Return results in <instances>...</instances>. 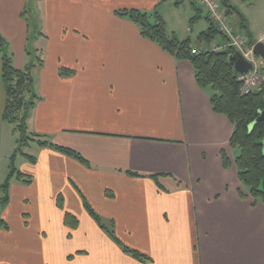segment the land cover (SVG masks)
Instances as JSON below:
<instances>
[{"label": "crops", "instance_id": "1", "mask_svg": "<svg viewBox=\"0 0 264 264\" xmlns=\"http://www.w3.org/2000/svg\"><path fill=\"white\" fill-rule=\"evenodd\" d=\"M163 1L0 0V33L14 65L25 68L33 57L36 64L41 99L28 119L31 132L91 163L29 141L38 145L36 162L21 155L17 166L32 181H11L0 213L8 225L0 227V264H264V202L239 194L248 191L229 145L232 121L213 109L191 61L116 13L153 11ZM231 1L250 32L264 28V0ZM29 17L41 26L32 41ZM199 21L201 33L209 22ZM252 36L264 42V32ZM63 67L75 73L61 76ZM1 82L0 153L16 148ZM84 198L124 245L149 259L124 252ZM66 213L79 220L76 229Z\"/></svg>", "mask_w": 264, "mask_h": 264}, {"label": "trees", "instance_id": "2", "mask_svg": "<svg viewBox=\"0 0 264 264\" xmlns=\"http://www.w3.org/2000/svg\"><path fill=\"white\" fill-rule=\"evenodd\" d=\"M176 4L181 0H175ZM195 10L191 18V24L199 21L202 17L206 18L209 26L201 32L197 39L199 42H211L217 38H222L223 33L218 26L208 19L205 10L192 0ZM227 15L235 16L239 22L240 29L245 32L249 39V45L256 43L250 32L249 26L244 15L232 2L230 5L224 4ZM122 17H126L136 23L141 34L156 42L169 54L179 59H188L194 66L196 79L202 88L210 90V99L213 109L219 113L225 114L233 123L234 130L230 138L229 145L234 152V164L236 165L238 177L247 193L239 190L241 197L253 198V204L257 201L264 202V120L252 126L261 113L264 111V90H257L248 94L242 93V84L238 81V73L229 56L235 52L228 48L220 51L193 52V40L191 37L179 38L174 32L169 33L167 23L161 13L155 9L146 11L140 9H124L116 12ZM0 55L2 59V79L6 91V102L3 119L14 125V131L19 133V147L16 148L11 156L10 172L5 182L0 185V192L4 196L0 199V206L3 207L9 202V188L13 177L22 179V173L18 170L15 159L20 153L31 162H36V157L24 153L20 148L21 142L36 141L43 147H51L81 162L87 167L91 163L78 151L64 147L50 141L46 135L31 132L28 119L31 111L35 108L36 102L41 99L35 91V79L33 68L36 64L33 62L25 68H17L14 65L12 55L9 51V43L0 33ZM75 71L67 68H61V76H70ZM23 144V143H21ZM223 164L225 167L231 165V160L223 151ZM127 173L140 176L139 173L127 171ZM24 176V175H23ZM25 183H30L31 178L23 179ZM62 206V198L59 199ZM84 207L96 223L107 232L109 237L115 241L124 252L131 254L135 258L148 260L149 256L138 250L124 245L116 236L113 226L109 229L102 217L91 207L84 198ZM66 223L76 228L79 220L70 213H66ZM0 227L8 228L7 223L0 219Z\"/></svg>", "mask_w": 264, "mask_h": 264}, {"label": "rangeland", "instance_id": "3", "mask_svg": "<svg viewBox=\"0 0 264 264\" xmlns=\"http://www.w3.org/2000/svg\"><path fill=\"white\" fill-rule=\"evenodd\" d=\"M194 1L197 3V5L199 7H201L198 0H194ZM157 10L164 17V19L167 23V30L169 33L174 32L181 39L187 38L190 36L191 39L193 40L194 46L198 47L199 49H201L202 45H204V44H205L204 45V47H205L207 45H212L213 43L218 44V42H219L220 44H223L224 42H226V39H227L226 34H223L222 38H217V39H215L211 42H207V43L201 42V46L200 45L198 46L196 44L195 40L197 39L198 35L200 34V31H202L203 27L201 26V21H197L194 24H191V22H190L191 18L195 14L194 7L191 4L190 0H184L183 2H180L178 4H176L175 0H166V1H163L159 5V8ZM225 11H226V9H225ZM202 18L205 19L204 17H202ZM29 19H30L29 20V29H30L29 38H30V41H32L34 37L39 36L38 32L41 31V29H40L41 26L35 25L32 17L31 18L29 17ZM231 20H232V23L234 25V28L242 36L246 37L247 35L245 34V32H243L239 27V22H238L237 18L235 16H233V17H231ZM204 22H205V20H204ZM250 27H251V33L254 36L259 35V33H261V31H262V33L264 32L263 31L264 28L262 26H257V27L254 26V28L252 26H250ZM246 39H247V42H249L248 37ZM33 60H34V57L32 59V62H33ZM260 62L264 66V60L261 59ZM1 76H2V59H1V55H0V92H1V88H2V85H1L2 84V82H1L2 77ZM3 90H4V88H3ZM4 93H5V90H4ZM5 98H6V96H4V101H5ZM8 126H11L12 129L14 128L13 125H8ZM14 138H15V142H16L15 147L17 148V147H19V142H18L19 133L18 132L15 133ZM21 143H23V144H21ZM21 143H20V147H21L20 149L24 153L36 156L34 153H36V152L38 153V149H37L38 145L37 144H35V143L25 144L26 142H21ZM5 148L6 147L4 146L1 150V153H0V179L2 181L6 178L8 171H10L11 156L13 155L14 151L16 150V148H15V150L13 148L6 150ZM21 155L22 154L19 153L15 159L16 166H17V162L20 161ZM32 163H34V162H32ZM8 165H9V167H8ZM17 168L19 170V166H17ZM21 178H22L21 179L22 181H23V179L24 180L29 179V178L32 179V177L30 175H24V176L22 175ZM30 183H25V184L27 185ZM1 195H2V193L0 194V198H1ZM88 203H89V201H88ZM91 207L99 214V212L97 211V209L93 205H91ZM1 209H3V207L0 206V213L2 211ZM0 219H1V216H0ZM103 222L106 223V221L104 219H103ZM71 228L76 229L77 227L76 228L71 227ZM109 229H112V227L109 226ZM75 238H74V240H75ZM76 246L79 247V245H76Z\"/></svg>", "mask_w": 264, "mask_h": 264}, {"label": "built area", "instance_id": "4", "mask_svg": "<svg viewBox=\"0 0 264 264\" xmlns=\"http://www.w3.org/2000/svg\"><path fill=\"white\" fill-rule=\"evenodd\" d=\"M201 7L208 13L210 19L215 22L220 31L226 34V42L223 44L213 43L202 48L203 52L219 51L232 48L239 50L245 58L254 64V69L246 74L238 75V81L242 84V93L248 94L257 90H264V69L262 63L254 54V47L250 46L246 37L242 36L232 23L230 16L227 15L221 0H198ZM201 50L193 49L194 53Z\"/></svg>", "mask_w": 264, "mask_h": 264}, {"label": "water", "instance_id": "5", "mask_svg": "<svg viewBox=\"0 0 264 264\" xmlns=\"http://www.w3.org/2000/svg\"><path fill=\"white\" fill-rule=\"evenodd\" d=\"M222 2L227 5H230L232 3L231 0H222ZM254 54L257 57H261L264 59V42L263 41H258L255 43ZM229 60L231 63H233L236 72L239 74L244 75L248 73L250 70L254 69V64L251 61L247 60L243 56V54L238 50H236L234 53H232L229 56ZM262 120H264V111L261 113L259 118L255 122L252 123V126H254L256 123Z\"/></svg>", "mask_w": 264, "mask_h": 264}]
</instances>
